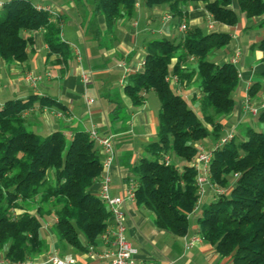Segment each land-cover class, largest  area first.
Returning <instances> with one entry per match:
<instances>
[{
	"label": "trees",
	"instance_id": "1",
	"mask_svg": "<svg viewBox=\"0 0 264 264\" xmlns=\"http://www.w3.org/2000/svg\"><path fill=\"white\" fill-rule=\"evenodd\" d=\"M198 3L204 5L214 26L234 27L241 16L257 19L256 28L264 29V0H144L147 9L165 7L176 19ZM135 4L136 0H94L107 35L117 23L133 20ZM1 7V62H25L33 34L40 30L50 55L58 54L62 61L71 57L61 38L60 16L27 0H11ZM207 25L186 27L179 39L147 42L142 69L128 75L123 88L134 106L142 105L149 92L159 101L156 141L145 146L150 159L144 157L131 168L137 182L134 197L137 206L153 214L157 229L176 238L187 234L188 217L197 206L191 164L200 151L198 145L208 138L215 143L223 136L222 121L234 109L232 93L239 83L234 64L216 62L230 35L208 31ZM253 48L264 52V38ZM167 77L175 82L166 81ZM192 88L197 92L190 102H198V113L181 95ZM259 90L255 82L249 97ZM36 102L54 104L49 98L30 95L0 107V252L13 264L49 251L43 234L49 222L58 256L68 249L74 253L96 250L111 217L91 190L103 171L96 143L86 132H76L67 142L58 132L41 136L30 131L23 114ZM256 119L264 128V110ZM171 157L185 165L181 169L170 162L165 165L164 159ZM209 178L224 190L213 193V201L197 220L202 240L220 258L230 257L232 264H264V129L246 128L243 139L236 135L216 150Z\"/></svg>",
	"mask_w": 264,
	"mask_h": 264
},
{
	"label": "crops",
	"instance_id": "2",
	"mask_svg": "<svg viewBox=\"0 0 264 264\" xmlns=\"http://www.w3.org/2000/svg\"><path fill=\"white\" fill-rule=\"evenodd\" d=\"M9 1L11 0H0V3ZM27 1L36 7L49 8L55 16L65 18L69 35L65 34L66 25L62 22L61 38L69 47L71 57L62 61L60 55H50L44 42L43 30L34 33V43L27 49L25 62L6 65L0 61V107L6 101L25 100L30 95L46 97L53 100L54 104L36 102L23 114L30 131L42 136L58 132L67 142L71 141L76 132H86L91 127H94L101 137L111 136L117 143L118 150L115 151L113 163L108 171L109 194L111 197L125 198L127 191L136 187L137 183L131 168L144 158L145 146L156 141L160 108L159 106L157 109L153 97L156 95L152 92L145 94L142 105H132L123 92L126 77L142 69L144 46L152 37L158 35L173 40L182 36L178 31L180 19L173 18L165 7L147 9L144 1H137L133 20L117 23L115 30L107 35L104 18L96 11L94 0ZM232 9H236L234 3ZM78 10L83 17L88 18L81 22L75 19V15L79 14ZM166 14H170L171 18L164 19ZM137 18L145 22L137 21ZM154 21L159 24L157 28H154ZM181 21H186L187 27H205L208 15L204 5H189ZM142 22L144 24H141ZM257 23V19L246 20L240 16L238 24L234 27L213 25L209 29L207 25L208 31L230 35L229 44L217 53L216 62L222 64L235 61L239 75L236 89L238 101L234 103L231 114L222 121L223 135L232 128L237 136H240V129L257 128V114L264 110V52L253 48L264 38V29H257ZM67 35L70 40H67ZM75 41L83 48L70 46V43L75 44ZM46 73L50 74L48 78L44 76ZM83 73L90 74L88 81L83 80ZM27 75H41L44 78L34 89L25 80ZM255 82L259 83L260 90L255 97L250 98L248 90ZM191 91V96H185L187 100H191L193 93L197 92L195 89ZM149 95L156 107L149 106ZM246 97L249 99L248 109L245 108ZM87 100H92V103L88 104ZM194 110L198 113L197 108ZM253 110L256 111L255 115ZM120 113H124L125 121L120 118ZM204 141L208 146L204 148L201 142L198 145L200 149H210L214 144L212 138ZM131 149L134 152L128 157L126 153ZM91 190L97 195L99 180L95 181ZM213 193L206 188L200 204L188 217V232L181 238L157 229L154 216L147 208L137 206L135 200H125L121 205L126 227L125 237L137 249V260L153 264H232L230 257L220 258L214 248L202 240L198 230L197 220L201 216L200 210L203 211L201 206L213 199ZM49 228L47 226L43 230L49 251L32 258L34 264H44L49 256L58 254L55 239ZM195 239L197 241L187 249ZM103 248L102 243L95 247L97 251ZM64 255L73 256L78 264H107L103 260L93 258L90 250L74 253L68 249ZM2 258L0 252V260Z\"/></svg>",
	"mask_w": 264,
	"mask_h": 264
},
{
	"label": "built area",
	"instance_id": "3",
	"mask_svg": "<svg viewBox=\"0 0 264 264\" xmlns=\"http://www.w3.org/2000/svg\"><path fill=\"white\" fill-rule=\"evenodd\" d=\"M2 3H0L1 7ZM44 11H47L52 16H55V13L51 11L49 8H41ZM171 15L166 14L164 19H170ZM213 23L210 21L208 16V28L211 29ZM186 24L181 21L179 23L178 31L180 34H184L186 31ZM79 56V54H77ZM143 64V63H142ZM235 64V61L232 62ZM45 77H49L50 74L46 73ZM90 77L89 73H83L82 78L84 81H88ZM44 77L41 75L33 76L27 75L26 81L32 88H36L37 84L42 81ZM166 81L175 82V79L172 77H167ZM248 97L245 99V108L248 109ZM88 104L92 103V100H87ZM253 114H256V111H252ZM88 138L91 141H94L101 152L102 155V174L99 177V190L97 193L98 198L102 203H104L109 212H110V221L109 225L105 231V233L101 236V243L104 246L102 250H94L90 248V253L93 258L98 260H103L107 264H153L148 262H142L137 260V249L134 248L129 241L125 237V224L123 221V213L121 211V205L125 200L133 202L135 200L134 197V189L135 187H131L126 194V197H111L109 194V185H110V176L109 169L114 160V149H113V139L111 136L101 137L97 134L94 127H91L88 131H86ZM234 136H236L235 129H230L226 134H224L217 142L213 144L210 149H200L197 153L193 163L191 166L193 167L196 177H195V186L197 188L198 200L197 206L200 204L201 199L205 195L206 188L212 190L214 193H222L220 189L213 183H211L209 178V168L212 161L213 153L221 149L225 146ZM169 158L164 159L165 165L169 164ZM195 208V210H196ZM196 239L191 243V245L187 246L189 249ZM0 264H13L9 261H6L2 258L0 260ZM17 264H34L31 260L17 263ZM44 264H78L77 260L71 255L58 256L57 254H53L47 258ZM170 264V263H167Z\"/></svg>",
	"mask_w": 264,
	"mask_h": 264
},
{
	"label": "rangeland",
	"instance_id": "4",
	"mask_svg": "<svg viewBox=\"0 0 264 264\" xmlns=\"http://www.w3.org/2000/svg\"><path fill=\"white\" fill-rule=\"evenodd\" d=\"M139 2V3H143V1L144 0H136V2ZM74 2H82V0H75ZM56 11V10H55ZM57 13H58V11H56ZM78 13L80 12V10H78L77 11ZM3 13V9H2V7H0V14H2ZM88 17H83V15H81L80 13L79 14H76L75 15V19H79L80 20V22L81 21H83V19L84 20H86ZM61 19H62V22H64L65 21V18H62L61 17ZM176 19V18H175ZM137 21H140V20H142V19H136ZM142 21H144L145 22V20H142ZM144 22H142L141 24H144ZM155 23V27L154 28H157L158 26H159V24L156 22V21H154ZM173 22H175V20L173 21ZM184 23L186 24V26H187V23H186V21H184ZM64 25H66V28L64 29L65 31V34H68L69 35V33H68V27L69 26H67V23H63ZM179 24V23H178ZM161 26V25H160ZM83 33H85L84 31H82ZM66 36V38H67V40H70V38H69V36ZM72 36H73V33H72ZM74 37V36H73ZM161 38H163V37H159L158 35H155L154 37H152L151 38V40L153 39V40H157V39H161ZM72 40V39H71ZM70 46H72V47H74V48H76V46L78 47V49L80 48V49H82L83 47L79 44V43H77V41H75V44H71L70 43ZM211 59V57H209L208 58V60H210ZM173 86H175V85H173ZM172 86V88H174ZM192 89H194V88H192ZM196 91V90H195ZM193 91H191V90H186V91H183V93L181 94V93H179V94H181L182 96H184V98H185V96L187 95V94H189L190 96H191V93H192ZM154 98H155V100L154 101H156L155 103H156V105H157V109L159 108V106H160V104H159V101H158V99H157V97H155V96H153ZM232 98H233V100H234V103H237V101H238V96H237V92L235 91V92H233L232 93ZM152 98H150V95L148 96V100L150 101V105L149 106H155L156 107V105H154V103H152L151 100ZM185 100L190 104V105H192V107H194V108H196L197 107V104H198V102H193V103H191L190 102V100H187L186 98H185ZM119 116H120V118H122L123 119V121H125L126 120V117H125V115H124V113H120L119 114ZM255 123L257 124V128H254L255 130H261V131H263V126H262V124L260 123V122H258V120H255ZM244 131H245V129H240V136H238V138L241 140V139H243V136H244ZM223 135V134H222ZM42 136V135H41ZM44 136V135H43ZM222 137V136H221ZM117 141H118V139H116ZM202 144H203V147L204 148H206L208 145H207V143L204 141V142H202ZM113 149H114V153H116L115 151L116 150H118V146H117V143L115 142V140L113 139ZM134 151L131 149V150H129L126 154H127V156L128 157H130V155L133 153ZM143 157H147V155L146 154H144L143 155ZM147 158H149V157H147ZM150 159V158H149ZM170 161V163H173L177 168H179V169H181L184 165H185V163L184 162H182V161H180V160H176L174 157H171V159H169ZM114 162H116V158H115V161ZM50 180H52V177H51V174H50V178H49ZM229 182H230V184H232V182H233V179L232 178H229ZM219 189V188H218ZM221 191H223L224 189H220ZM214 199V198H213ZM213 199H210L209 201H207L205 204H203L202 206H201V209L203 210V208H205V207H207L212 201H213ZM200 214H202V211L200 210ZM49 224V226H51L52 225V222H49L48 223Z\"/></svg>",
	"mask_w": 264,
	"mask_h": 264
}]
</instances>
